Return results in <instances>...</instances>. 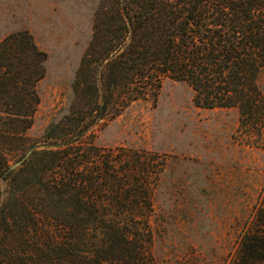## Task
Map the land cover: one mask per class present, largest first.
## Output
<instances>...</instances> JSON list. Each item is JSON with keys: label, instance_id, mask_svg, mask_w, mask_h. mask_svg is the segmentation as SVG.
<instances>
[{"label": "trees", "instance_id": "trees-1", "mask_svg": "<svg viewBox=\"0 0 264 264\" xmlns=\"http://www.w3.org/2000/svg\"><path fill=\"white\" fill-rule=\"evenodd\" d=\"M95 58L102 82L91 84ZM46 59L27 31L0 41V264H155L146 175L157 162L127 154L120 167L86 142L119 74L121 108L155 98L165 78L183 82L196 107L236 109L244 137L264 146V0H102L73 86L97 92L98 114L70 111L29 145ZM228 264H264V208Z\"/></svg>", "mask_w": 264, "mask_h": 264}, {"label": "rangeland", "instance_id": "rangeland-1", "mask_svg": "<svg viewBox=\"0 0 264 264\" xmlns=\"http://www.w3.org/2000/svg\"><path fill=\"white\" fill-rule=\"evenodd\" d=\"M101 1L0 0V41L27 31L47 54L29 145L49 142L48 129L70 111L98 114L97 92L83 86L75 94L73 86ZM97 60L87 73L91 84L102 82ZM117 83L118 96L106 100L104 117L86 142L100 154L120 156V167L127 154L157 162L146 175L155 264H228L253 214L264 208V146L244 137L236 109L196 107L183 82L165 78L155 98L123 108L120 74ZM259 85L264 93V69Z\"/></svg>", "mask_w": 264, "mask_h": 264}, {"label": "water", "instance_id": "water-1", "mask_svg": "<svg viewBox=\"0 0 264 264\" xmlns=\"http://www.w3.org/2000/svg\"><path fill=\"white\" fill-rule=\"evenodd\" d=\"M31 151H32V150H29V151L27 152L26 156H25L24 158H22L20 161L16 162V163L11 167V169H15V168L19 167V166L22 164V162L26 159V157H28V155L31 153Z\"/></svg>", "mask_w": 264, "mask_h": 264}]
</instances>
